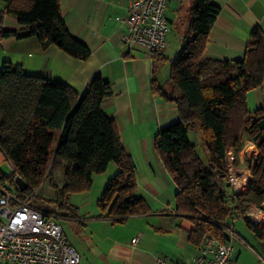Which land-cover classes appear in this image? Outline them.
I'll list each match as a JSON object with an SVG mask.
<instances>
[{
	"label": "trees",
	"instance_id": "trees-1",
	"mask_svg": "<svg viewBox=\"0 0 264 264\" xmlns=\"http://www.w3.org/2000/svg\"><path fill=\"white\" fill-rule=\"evenodd\" d=\"M191 20L183 42L171 57L170 91L153 87L176 104L178 120L160 127L155 150L177 186V209L190 215L195 228L189 240L199 246L206 235L221 238V224L241 216L250 203L264 201V106L249 110L247 93L264 84V29L254 26L242 59L204 57L208 33L219 7L212 0H193ZM0 40L34 35L44 49L57 45L66 54L86 59L90 49L68 30L60 0H0ZM5 14L19 29L3 28ZM154 70L163 52H150ZM108 80L94 75L77 92L71 85L27 74L20 64L4 60L0 67V154L10 163V175L0 173V185L18 190L15 178L28 185L24 193L40 189L52 177L54 197L32 196L33 205L52 209L66 204L68 194L90 188L92 176L118 171L108 179L97 205L114 221L145 212L147 205L136 192L135 164L123 147L113 120L102 101L111 95ZM197 127L204 140L203 161L188 138ZM251 139L258 155L252 167L249 191L234 194L228 186L225 156L228 148ZM62 166L63 182L54 183L53 170ZM57 207V208H55ZM245 225L264 243V226Z\"/></svg>",
	"mask_w": 264,
	"mask_h": 264
},
{
	"label": "crops",
	"instance_id": "crops-1",
	"mask_svg": "<svg viewBox=\"0 0 264 264\" xmlns=\"http://www.w3.org/2000/svg\"><path fill=\"white\" fill-rule=\"evenodd\" d=\"M129 1L60 0L69 32L87 44L89 57L78 59L57 45L44 49L34 35L5 37L0 40V67L4 60L18 63L29 75L64 82L77 92L94 75L110 82L112 94L101 106L113 120L120 143L134 161L136 192L143 198L147 210L128 215L124 221H114L97 205L107 180L118 171L114 162H110L106 171L92 176L90 188L68 194L65 206L59 208L60 214L67 218L59 221L66 242L79 253V264H153L157 257L187 264L201 244L196 246L189 240L195 223L190 215L177 209L176 183L156 152L154 141L160 127L178 120L179 115L176 104L153 87L161 85L166 92L170 91L169 64L183 42L194 1L167 0L164 15L170 27L168 43L155 70L151 53L144 49L129 51L122 42L126 31L123 19L128 14ZM212 2L219 7V13L208 33L203 56L214 60L242 59L250 31L254 26L264 29V0ZM184 14L189 17L182 18ZM176 23L180 25L178 30L174 27ZM20 27L13 16L5 14L3 28ZM247 99L249 110L264 106V84L250 90ZM195 129H189L188 138L196 150L197 144L190 138V132H194L196 139L201 133L197 130L198 135ZM241 155L236 154L238 162L243 160ZM3 163L8 162L0 154V164ZM40 196L54 197L50 192ZM138 235V243L132 244L131 239ZM238 241H233L234 251L236 245L240 248ZM260 262L264 264V260ZM228 264L244 263L230 259Z\"/></svg>",
	"mask_w": 264,
	"mask_h": 264
},
{
	"label": "built area",
	"instance_id": "built-area-1",
	"mask_svg": "<svg viewBox=\"0 0 264 264\" xmlns=\"http://www.w3.org/2000/svg\"><path fill=\"white\" fill-rule=\"evenodd\" d=\"M167 0H130L128 14L123 19L125 33L122 36L127 50L144 49L147 52H163L167 47L169 22L164 15ZM225 156L228 186L234 194L249 191L253 181L252 167L258 155L254 142L247 138L238 148H228ZM243 151L251 156L238 162L236 154ZM239 151V152H240ZM243 164V165H240ZM31 193L9 190L0 185V264H79L77 249L66 242L59 220L67 218L52 209L32 204ZM239 216L249 224L264 226V201L261 205L250 203ZM111 220L113 218H110ZM235 218L221 224L222 235L203 237L201 245L187 264H228L237 235ZM139 235L131 239L137 244ZM153 264H182L157 257Z\"/></svg>",
	"mask_w": 264,
	"mask_h": 264
},
{
	"label": "rangeland",
	"instance_id": "rangeland-1",
	"mask_svg": "<svg viewBox=\"0 0 264 264\" xmlns=\"http://www.w3.org/2000/svg\"><path fill=\"white\" fill-rule=\"evenodd\" d=\"M185 17L188 18L189 15L184 14L182 18H185ZM178 24L179 23H176L174 25L175 29L177 28V30H178V27H180V25ZM174 33L176 34V32H174L173 30V33H172L173 39H174ZM180 34L181 33H178V35ZM170 49H173V48H170ZM195 130L197 131L199 129L196 127ZM197 132L199 135V131ZM190 138L196 142L197 144L196 151H198L201 159L203 161H206L207 151L205 150L204 140L201 138V135H199V137L196 139L194 137V132H190ZM239 151L238 153H242L241 157L243 160L241 161V163L242 162L244 163V161L247 160L249 156H251V154L250 153L246 154L243 151H240V152ZM240 165H243V164H240ZM53 171H54L53 172V179H54L53 182L56 183L58 186H61L63 182V170L61 169V166L60 168L58 167L54 168ZM10 172H11V166L8 165V163L0 164V173L7 176V175H10ZM51 180H52V177H48V179H46L43 182V185L39 189V195L48 194V192L52 193V196L54 195V189L51 184ZM74 193L76 192H73V194ZM234 225H235V230H236L237 235L240 236L243 240L238 241L237 244L240 245V248H238L236 245L237 251L236 250L234 251V254L231 257V259H233V261L237 260L239 261V263H244V264H261L260 259L264 260V243L260 241L259 239H257V237H255L252 234V232H250V230L245 225L243 217L238 216L237 218H235Z\"/></svg>",
	"mask_w": 264,
	"mask_h": 264
},
{
	"label": "water",
	"instance_id": "water-1",
	"mask_svg": "<svg viewBox=\"0 0 264 264\" xmlns=\"http://www.w3.org/2000/svg\"><path fill=\"white\" fill-rule=\"evenodd\" d=\"M15 183L21 192H23L24 190H26L28 188V185L26 184L25 180L23 178H21L20 176H17L15 178Z\"/></svg>",
	"mask_w": 264,
	"mask_h": 264
}]
</instances>
